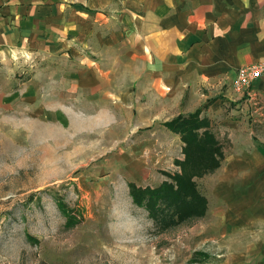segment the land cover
<instances>
[{
    "label": "rangeland",
    "instance_id": "374dc122",
    "mask_svg": "<svg viewBox=\"0 0 264 264\" xmlns=\"http://www.w3.org/2000/svg\"><path fill=\"white\" fill-rule=\"evenodd\" d=\"M32 4L47 9L35 28L0 30V264H264L263 211L220 174L238 101L216 110L207 86L155 88L132 34L144 0ZM197 110L198 135L223 150L192 176L206 211L173 195L152 213L132 189L176 185L185 142L166 122ZM205 149L192 158L209 162Z\"/></svg>",
    "mask_w": 264,
    "mask_h": 264
},
{
    "label": "crops",
    "instance_id": "0c3cea01",
    "mask_svg": "<svg viewBox=\"0 0 264 264\" xmlns=\"http://www.w3.org/2000/svg\"><path fill=\"white\" fill-rule=\"evenodd\" d=\"M32 1L0 0V30L35 28L47 9L29 7ZM144 1L153 10L132 31L147 60L144 76L158 90L190 86L198 92L207 86L215 94L207 106L216 110L238 101L229 115L239 111L243 117L228 125L235 154L223 161L220 174L242 180L238 194L250 197L264 221V74L245 93L233 87L239 68L264 63V0Z\"/></svg>",
    "mask_w": 264,
    "mask_h": 264
},
{
    "label": "trees",
    "instance_id": "16d2710c",
    "mask_svg": "<svg viewBox=\"0 0 264 264\" xmlns=\"http://www.w3.org/2000/svg\"><path fill=\"white\" fill-rule=\"evenodd\" d=\"M201 113V110H197L196 112L190 114L189 119L177 117L170 122H166V125L171 130L181 134V137H183L185 142L183 151L186 154V159L177 161L178 164L182 166V172L172 175L173 179L176 181V185L172 182L164 181V183L157 188L147 187L145 190L136 189L133 185L134 189H132V194L137 203L144 204L143 198L149 197L147 200V207L152 213H154L153 210L155 208V204H157L160 199L159 197L161 196L171 199H175V196H178L179 198L186 199L187 204L191 207V210L192 208L198 210L201 206L204 207V210L207 208V197L200 194L192 176L195 174L202 175L206 173V171H213L220 167V156H222L223 150H221L219 140H217L216 136H214L211 131L206 129L204 131L205 137L198 135V130L204 126V123H200L198 121V117ZM202 139H204V142L200 143ZM193 147L206 148L205 151L208 153L210 161L204 164L201 161L192 158L190 150H192ZM191 169L193 170L192 172H190ZM142 192L147 195L140 197ZM182 204H185V201L182 200L180 205H178L179 211H181L184 207ZM154 217L155 219L158 218L155 214Z\"/></svg>",
    "mask_w": 264,
    "mask_h": 264
},
{
    "label": "built area",
    "instance_id": "2783aa9c",
    "mask_svg": "<svg viewBox=\"0 0 264 264\" xmlns=\"http://www.w3.org/2000/svg\"><path fill=\"white\" fill-rule=\"evenodd\" d=\"M264 74V63L258 65H247L238 69L236 78L233 82L234 90L245 93L248 87Z\"/></svg>",
    "mask_w": 264,
    "mask_h": 264
}]
</instances>
